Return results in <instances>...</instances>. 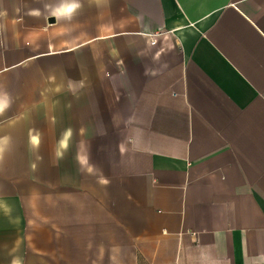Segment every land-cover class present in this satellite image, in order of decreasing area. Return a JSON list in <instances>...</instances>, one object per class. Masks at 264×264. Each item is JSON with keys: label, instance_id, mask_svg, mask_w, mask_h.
Masks as SVG:
<instances>
[{"label": "crops", "instance_id": "1", "mask_svg": "<svg viewBox=\"0 0 264 264\" xmlns=\"http://www.w3.org/2000/svg\"><path fill=\"white\" fill-rule=\"evenodd\" d=\"M0 10V264H264V0Z\"/></svg>", "mask_w": 264, "mask_h": 264}, {"label": "clouds", "instance_id": "2", "mask_svg": "<svg viewBox=\"0 0 264 264\" xmlns=\"http://www.w3.org/2000/svg\"><path fill=\"white\" fill-rule=\"evenodd\" d=\"M10 100L7 97V94H4L3 98H0V113H3L4 110L9 106Z\"/></svg>", "mask_w": 264, "mask_h": 264}, {"label": "built area", "instance_id": "3", "mask_svg": "<svg viewBox=\"0 0 264 264\" xmlns=\"http://www.w3.org/2000/svg\"><path fill=\"white\" fill-rule=\"evenodd\" d=\"M0 14H1V10H0ZM161 33H154L151 35V38H152V43H155L156 42V37L159 36Z\"/></svg>", "mask_w": 264, "mask_h": 264}, {"label": "water", "instance_id": "4", "mask_svg": "<svg viewBox=\"0 0 264 264\" xmlns=\"http://www.w3.org/2000/svg\"><path fill=\"white\" fill-rule=\"evenodd\" d=\"M50 20H51V21H53V20H54V18H53V17H51V18H50Z\"/></svg>", "mask_w": 264, "mask_h": 264}]
</instances>
